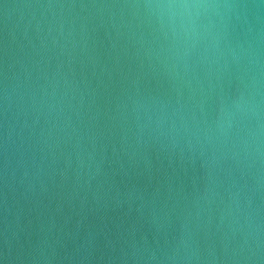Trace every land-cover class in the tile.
Here are the masks:
<instances>
[{
    "label": "water",
    "instance_id": "1",
    "mask_svg": "<svg viewBox=\"0 0 264 264\" xmlns=\"http://www.w3.org/2000/svg\"><path fill=\"white\" fill-rule=\"evenodd\" d=\"M0 264H264V0H0Z\"/></svg>",
    "mask_w": 264,
    "mask_h": 264
}]
</instances>
